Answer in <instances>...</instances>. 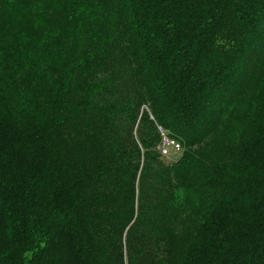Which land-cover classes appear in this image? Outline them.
<instances>
[{
    "label": "trees",
    "instance_id": "16d2710c",
    "mask_svg": "<svg viewBox=\"0 0 264 264\" xmlns=\"http://www.w3.org/2000/svg\"><path fill=\"white\" fill-rule=\"evenodd\" d=\"M0 264H264V0H0Z\"/></svg>",
    "mask_w": 264,
    "mask_h": 264
},
{
    "label": "rangeland",
    "instance_id": "374dc122",
    "mask_svg": "<svg viewBox=\"0 0 264 264\" xmlns=\"http://www.w3.org/2000/svg\"><path fill=\"white\" fill-rule=\"evenodd\" d=\"M161 149H164L163 144L160 147ZM167 153L164 154V160L167 163H174L180 156L182 155L181 148H176L175 146H166Z\"/></svg>",
    "mask_w": 264,
    "mask_h": 264
},
{
    "label": "built area",
    "instance_id": "2783aa9c",
    "mask_svg": "<svg viewBox=\"0 0 264 264\" xmlns=\"http://www.w3.org/2000/svg\"><path fill=\"white\" fill-rule=\"evenodd\" d=\"M168 145L169 146H175L177 149L180 148V145H178L176 142L171 141L165 137L164 142H163L164 149H161L163 155L167 153L166 146H168Z\"/></svg>",
    "mask_w": 264,
    "mask_h": 264
}]
</instances>
